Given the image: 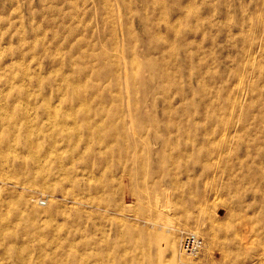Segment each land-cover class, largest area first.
Returning a JSON list of instances; mask_svg holds the SVG:
<instances>
[{
	"label": "rangeland",
	"instance_id": "374dc122",
	"mask_svg": "<svg viewBox=\"0 0 264 264\" xmlns=\"http://www.w3.org/2000/svg\"><path fill=\"white\" fill-rule=\"evenodd\" d=\"M0 264H264V0H0Z\"/></svg>",
	"mask_w": 264,
	"mask_h": 264
},
{
	"label": "bare ground",
	"instance_id": "6f19581e",
	"mask_svg": "<svg viewBox=\"0 0 264 264\" xmlns=\"http://www.w3.org/2000/svg\"><path fill=\"white\" fill-rule=\"evenodd\" d=\"M198 133L199 131L194 124L188 126L185 125V127L180 128L178 125L171 122L161 124L153 122V145H161L162 150L157 154H159V156H163L165 153L164 150L171 148L178 150L180 146L176 144L189 139L192 134L193 137L195 136V138H198Z\"/></svg>",
	"mask_w": 264,
	"mask_h": 264
},
{
	"label": "built area",
	"instance_id": "2783aa9c",
	"mask_svg": "<svg viewBox=\"0 0 264 264\" xmlns=\"http://www.w3.org/2000/svg\"><path fill=\"white\" fill-rule=\"evenodd\" d=\"M181 252L184 254H195L203 248V241L194 232H182L181 234Z\"/></svg>",
	"mask_w": 264,
	"mask_h": 264
}]
</instances>
